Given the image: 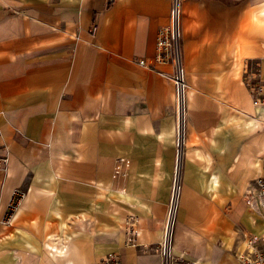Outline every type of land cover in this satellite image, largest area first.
<instances>
[{"label": "crops", "instance_id": "0c3cea01", "mask_svg": "<svg viewBox=\"0 0 264 264\" xmlns=\"http://www.w3.org/2000/svg\"><path fill=\"white\" fill-rule=\"evenodd\" d=\"M171 4L0 0V264H95L111 252L163 264L175 92L172 63L155 57ZM180 10L186 126L170 264H242L243 234L264 230L244 201L264 166V102L247 85L256 67L264 97V0ZM117 157L129 168L114 181L102 164Z\"/></svg>", "mask_w": 264, "mask_h": 264}, {"label": "built area", "instance_id": "2783aa9c", "mask_svg": "<svg viewBox=\"0 0 264 264\" xmlns=\"http://www.w3.org/2000/svg\"><path fill=\"white\" fill-rule=\"evenodd\" d=\"M113 2L114 0H108ZM95 29V25L92 27ZM181 10L180 0H172L169 24L160 29L157 35L156 41V61L170 62L173 65L172 80L174 84L175 92V172L174 180L171 189V196L169 201V208L164 224L163 235L160 241L158 250L162 257L163 264H170L172 258V230L174 217L177 209L173 211V218L171 220L172 213V201L174 198L175 190L179 192V178L176 177V160L179 154L182 156V146L185 137V97L187 84L185 81V71L181 63ZM143 64V61L139 62ZM258 77V70L254 67L251 78L247 80V85L256 93V101L264 102L262 96V87L256 82L253 84L252 79ZM5 158L0 157V166L5 164ZM103 168L112 174L113 178L124 177L128 171L129 160L123 157H117L112 160L104 161ZM111 170H109V169ZM24 193L16 190L12 194L10 201L6 206V213L4 215V221H8L11 215L20 206ZM178 200V197L175 201ZM245 203L258 211L264 221V166L262 174L254 180L252 189L246 191L244 196ZM170 223V224H169ZM136 219L130 215L125 220L124 228V246H135L136 241ZM242 250L239 252L238 257L242 264H264V230L258 233L246 232L243 234ZM95 264H125L119 255L115 252L108 253L102 257Z\"/></svg>", "mask_w": 264, "mask_h": 264}, {"label": "bare ground", "instance_id": "6f19581e", "mask_svg": "<svg viewBox=\"0 0 264 264\" xmlns=\"http://www.w3.org/2000/svg\"><path fill=\"white\" fill-rule=\"evenodd\" d=\"M185 126H186V122H185ZM180 188V187H179ZM177 189H176V193H174L175 195H174V198H173V201H172V213H171V220H172V218H173V211L175 210V208H176V205H177V201H175L176 199H177V197H178V195H177ZM170 224V223H169Z\"/></svg>", "mask_w": 264, "mask_h": 264}, {"label": "water", "instance_id": "95a60500", "mask_svg": "<svg viewBox=\"0 0 264 264\" xmlns=\"http://www.w3.org/2000/svg\"><path fill=\"white\" fill-rule=\"evenodd\" d=\"M180 161H181V155H180V160H179V155H178L177 160H176V177H177V179L180 176V168H181Z\"/></svg>", "mask_w": 264, "mask_h": 264}, {"label": "rangeland", "instance_id": "374dc122", "mask_svg": "<svg viewBox=\"0 0 264 264\" xmlns=\"http://www.w3.org/2000/svg\"><path fill=\"white\" fill-rule=\"evenodd\" d=\"M184 140H185V137H184ZM185 142V141H184ZM183 146H184V143H183ZM183 146H182V150H183ZM182 157V156H181ZM123 158H125V157H123ZM127 159V158H126ZM182 159V158H181ZM107 161V160H106ZM180 164H181V161H180ZM128 168H129V166H128ZM109 169V168H108ZM109 170H111V169H109ZM109 172V171H108ZM109 174H110V176H111V178L114 180V181H117V180H119L120 178H122V177H118V178H113L112 177V174L109 172ZM178 182H179V186H180V176H179V180H178Z\"/></svg>", "mask_w": 264, "mask_h": 264}]
</instances>
